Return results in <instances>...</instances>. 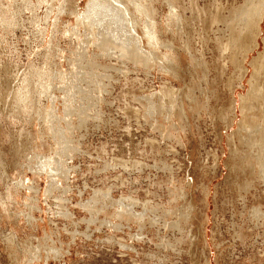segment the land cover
<instances>
[{
	"label": "rangeland",
	"instance_id": "rangeland-1",
	"mask_svg": "<svg viewBox=\"0 0 264 264\" xmlns=\"http://www.w3.org/2000/svg\"><path fill=\"white\" fill-rule=\"evenodd\" d=\"M253 1L0 0V264H264L262 36L241 82L220 48Z\"/></svg>",
	"mask_w": 264,
	"mask_h": 264
},
{
	"label": "bare ground",
	"instance_id": "bare-ground-1",
	"mask_svg": "<svg viewBox=\"0 0 264 264\" xmlns=\"http://www.w3.org/2000/svg\"><path fill=\"white\" fill-rule=\"evenodd\" d=\"M6 1H7L6 7H8L10 5L8 3L9 0H6ZM27 1L31 5L32 0H27ZM102 1L101 0L100 1L95 0V3L98 5V4L102 3ZM96 4H92V5H96ZM174 5H176V4H174ZM251 5H252L251 7L244 9V10L242 9L238 14L234 15L231 18V22L229 21L230 23H228L229 24L228 25L229 40L227 42H222L220 45L221 54H222V57H223L225 63L227 64V62H228V64H229V61H228L229 59H230V61L234 62V66L236 67V68L235 67L234 68L239 71V72L238 71L237 72H238V77L240 80L245 75L246 70L242 66L241 59H238V56H240V57L243 56V58H242V61H243L244 56L247 55L249 50L253 49L254 47L259 46V42L257 41L258 40L257 38L262 36L261 42L263 44V50L259 51L257 53V56L253 57L249 61V64L252 67V73H251V76L249 79L250 87H249L247 94L240 97L239 109H240L241 113H244L245 110H247V111L251 110L253 106L256 108H260L264 111V29L262 32V26L260 24L264 21V0H254L253 2H251ZM109 7L110 6H108V10L111 11V9ZM60 8H61L60 11H66V5L65 4L62 5V7H60ZM92 11H93V9H92ZM97 11H98L97 9H96V11L94 10V13H96ZM103 11H104V9H103ZM89 12L90 11H86L85 13H83V15H81V20L84 21L85 23H91L92 22V17H91V15H89ZM177 13H178V11H175L171 15L178 18ZM110 14H112V13H110ZM105 16L109 17L111 15H109L108 13H105ZM116 17H118V15ZM114 18H115V16H114ZM211 18H212V21L218 19L217 13H216V15L210 17V20H211ZM108 19H106V20H108ZM180 19H182V18H180ZM180 19H179V21H180ZM183 19L185 21V18H183ZM11 22L12 21L8 17H6V16L2 17V13H1V9H0V29H2V31H6L5 29H7L10 26ZM175 24H177V23H175ZM177 27H175V29ZM91 29H93V28H91ZM134 29H135V27H134ZM177 30H178V28H177ZM177 30H176V32H177ZM39 31H41V30H39ZM147 34L150 35V37L153 40L156 37L155 33H154V29L150 32H147ZM124 40H127V39H124ZM186 40H188V39H186ZM156 46H158V45L156 44ZM157 49H158V47L156 48V50ZM126 51H127V49H126ZM171 57H172V55H171ZM27 73L24 74L22 81H21V84H18V86L16 87V90L14 92V95H13V101H12V107L11 108L15 114L20 113L22 115V112H25L27 109L28 99L30 97V81H31L30 73H32L31 69H29ZM262 77H263V79H262ZM239 82H241V80ZM260 84H262V85H260ZM258 85H260L259 87H261V88L257 89ZM258 90H260V91H258ZM256 103H258V104H256ZM244 118H245V116H244ZM246 126H247V124H246ZM263 138H264V128L260 130V135L255 136L253 141L255 143L260 144L264 141ZM263 161H264V158H263ZM45 167H46V163L44 161H42L41 169H45ZM14 190H15V188H14ZM11 191L12 190L9 189V192H11ZM3 210L5 211V207H3ZM8 214L11 215L10 212H8ZM123 214H124L123 211L113 212V215L114 216L116 215V219H118V220L123 219Z\"/></svg>",
	"mask_w": 264,
	"mask_h": 264
}]
</instances>
